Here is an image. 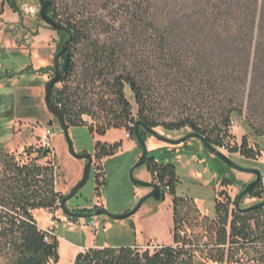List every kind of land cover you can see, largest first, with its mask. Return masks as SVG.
Masks as SVG:
<instances>
[{
	"label": "trees",
	"instance_id": "trees-1",
	"mask_svg": "<svg viewBox=\"0 0 264 264\" xmlns=\"http://www.w3.org/2000/svg\"><path fill=\"white\" fill-rule=\"evenodd\" d=\"M65 6L61 13L50 11L61 26L57 50L66 41L61 58L69 56L57 81L61 87L54 86L51 100L67 128L86 126L82 118L86 115L96 121L87 127L98 136L124 129L134 137V124L140 121L152 129L187 127L214 147L225 148L231 114L244 107L248 127L263 137L256 150L264 151V0H131L111 24L98 19L104 39L92 38L94 25L81 10L82 3L71 0ZM81 43L86 44L87 55L82 74L75 79L73 51ZM47 70L53 67L28 65L17 74ZM168 116L169 121L162 119ZM138 131L144 140L148 133L140 125ZM119 147L118 141L95 143L97 195L104 184L99 162ZM238 150L246 157L255 154L246 137ZM37 152L34 159L21 162L0 145V240L15 255L9 264H52L58 258L56 235L48 236L32 211L54 208L64 195L54 188L52 164L35 160L49 151ZM143 165L151 181L171 196L172 243L152 250L90 247L78 252L73 264H239L246 249L255 253L251 264H264V206L235 208V199L220 190L215 217L200 218L193 200L175 196L173 164L147 152ZM219 180L222 187L232 185L223 175ZM246 197L264 200L262 180ZM188 220L203 233L188 232Z\"/></svg>",
	"mask_w": 264,
	"mask_h": 264
},
{
	"label": "rangeland",
	"instance_id": "rangeland-1",
	"mask_svg": "<svg viewBox=\"0 0 264 264\" xmlns=\"http://www.w3.org/2000/svg\"><path fill=\"white\" fill-rule=\"evenodd\" d=\"M78 1L83 4L81 10L84 11L85 17L91 18L90 21L94 25L92 38L96 35L99 39H104L105 35L99 34L103 32V26L97 22L98 19L111 24L113 17L121 15L125 5H129L131 0ZM66 2L71 5V0H53L51 8H54L56 13H61L67 7ZM112 9H117L118 12L108 13ZM39 11L38 0H0V145L13 153L21 162L34 159L38 153L37 149H47L49 153L35 160L41 165L52 164L54 188L56 183L55 190L66 195L80 179L79 177L67 181V174L72 170L71 162L82 165V172L85 161H77L70 157L65 136L56 118L46 110L43 100L44 85L53 76V72L47 70L45 73L17 74L28 65H31L33 69L53 67V58L57 52L60 37L57 31L48 27L40 18ZM60 19L61 16L56 17L57 21ZM73 53L75 79H78L86 61V44L76 45ZM58 61L62 63L63 59L59 58ZM55 87L59 89L61 84L56 83ZM132 112H135L134 106ZM245 116L244 107L241 112L231 114V124L223 139L225 148L217 149L242 167L258 169L262 173L264 185V151L256 150V143L263 145V137L258 138L253 134L245 122ZM171 117L162 119L169 121ZM82 118L86 121V126L69 127L67 135L74 152L89 153L93 157V164L87 182L66 202L65 207L73 211L99 207L94 205V201L98 200L102 204L101 208L111 214H122L132 210L138 200L149 191L148 188L134 185L129 178V171L138 160L141 149L134 137L125 138L124 129H113L101 138L87 127L91 122L95 125L96 121L93 122L86 115ZM46 129H50L53 136L48 143L42 144V134ZM154 130L169 139L178 140L176 144H167L149 134L144 139L145 143L147 141L155 143L154 146L149 143L146 145L149 155H153L158 161L174 165L177 178L174 194L177 197L193 200V205L199 209L200 218L203 215L208 218L215 217V200L220 190L234 200L243 187L254 179L251 174L242 173L224 165L208 152L198 139L182 140L183 136L191 132L187 127L174 130L157 127ZM244 137H246L248 148L253 149L254 156L246 157L240 154L238 149ZM99 140L104 142L116 140L115 142H120V145L122 143V149H117L113 155L106 156L99 162L104 184L97 195L94 169L99 166L92 154L95 143ZM28 147H31L30 151L27 150ZM142 173H146L145 165L134 169L132 175L136 179L143 180L139 177ZM221 175L230 178L232 185L220 186ZM170 197L166 193L160 201L147 199L130 217L132 224L129 223V218L113 220L104 215L75 218L64 213L61 207L56 208L54 213L57 219L54 223V232L58 240V258L52 264H73L79 246L86 247L93 244L114 247L140 246V238H143L139 247L141 249L152 250L161 245H168L171 242L172 230ZM220 197L223 198V195ZM255 202L256 199L245 196L239 205L244 208ZM34 216L38 223L49 224V217L43 210L36 209ZM92 221L97 224L96 230L89 226ZM185 228L193 234L203 233L202 228L194 227L191 220L187 221ZM203 241H206V238ZM254 255L252 249H246L242 254L243 260L239 264H251V257ZM14 258V253L0 240V264H9Z\"/></svg>",
	"mask_w": 264,
	"mask_h": 264
},
{
	"label": "water",
	"instance_id": "water-1",
	"mask_svg": "<svg viewBox=\"0 0 264 264\" xmlns=\"http://www.w3.org/2000/svg\"><path fill=\"white\" fill-rule=\"evenodd\" d=\"M38 1L40 3V11H39L40 18L45 22V24L48 27L52 28L55 31L60 30L61 26L57 22L54 21L52 15L50 13L51 2L49 0H38ZM65 44H66V41H64L62 43L60 51H58L54 55V58H53V69H54L53 76L44 85V98H43V100H44L46 110L53 117L56 118V120L59 124V127L65 136L69 155L76 160H84L85 163H84V166H83V169L81 172L80 179L71 187L69 192L62 197V199L60 201V207L64 211V213H66L68 216L75 217V218H77V217L92 218V217H95L98 215H104V216L108 217L109 219H113V220L128 219V218L130 219V217L136 211H138L140 209L142 204L147 199L151 198L154 201H160V200H162V198L165 195L164 192L160 189V187L158 185H156L152 182H149V181H143V180L136 179L132 175L133 170L142 166L146 160V157H147V147H146L145 141L142 139V137L138 131V125H140L149 135H152L153 137H155L156 139H158L164 143L176 144V143H178V140L169 139V138L157 133L154 129L146 126L145 124L141 123L140 121H137L134 124V138H135L137 144L141 148V154L138 157V160L131 167V169L129 171V178H130V181L134 185L148 188L149 191L146 194H144L138 200L137 204L135 205V207L132 210L127 211V212L122 213V214H111L101 207L89 208V209H87L88 210L87 212H83V211H81V209L79 211H73V210L67 209L65 207L66 202L70 198L75 196L78 193V191L83 187V185L87 182V180L89 178L90 169H91L92 164H93V157L87 152H80V153L74 152L72 143H71V141L67 135V129L68 128L64 125V121H63L61 114L59 113L58 109L55 107L53 101L51 100V93H52V90H53L55 84L58 81L59 75L63 70H65L67 68L68 63H69V56L68 55H66L64 57L62 63H59V61H58L59 57L64 52ZM188 138L198 139L200 141V143L203 145V147L208 152L213 154V156L216 159H218L220 162H222L227 167H229L233 170H236V171H239L242 173L251 174L254 176V179L252 181L248 182L235 197L234 206H235V208H239V203H240L241 199L246 196V194L249 192V190L252 188V186L254 184H256L259 180L262 179V173L258 169L245 168V167H242V166L236 164L227 155H225L222 151H220L219 149H217L213 145L209 144L203 136H201L197 133H194V132L187 133L185 136L182 137V140H185ZM261 206H264V200L253 203L249 207L250 208H258ZM129 223L132 224L133 221L130 219Z\"/></svg>",
	"mask_w": 264,
	"mask_h": 264
},
{
	"label": "crops",
	"instance_id": "crops-1",
	"mask_svg": "<svg viewBox=\"0 0 264 264\" xmlns=\"http://www.w3.org/2000/svg\"><path fill=\"white\" fill-rule=\"evenodd\" d=\"M111 130H113V129H111ZM111 130H108L106 133H108L109 131H111ZM106 133H105V135H106ZM104 135V136H105ZM104 136H99V137H104ZM101 141V140H100ZM116 140H108V141H105V142H109V143H113V142H115ZM101 142H104V141H101ZM148 143H149V145H152V146H154V141H147L145 144L146 145H148ZM122 149V143H121V145H120V147H119V150H121ZM93 155V154H92ZM71 157V156H70ZM72 158V157H71ZM72 159H74V158H72ZM104 159V158H103ZM102 159V160H103ZM75 160V159H74ZM78 161V160H77ZM81 166L82 165H79L78 163H72L71 162V167H72V170L71 171H69L68 172V174H67V181H70L71 179H75V178H79V177H81ZM94 171H95V169H94ZM141 179H143L144 181H151V175H150V173L146 170V173H142L140 176H139ZM55 188H56V183H55ZM170 199H171V197H170ZM94 205H97V206H99V207H102V204H100L99 203V201L98 200H95L94 201ZM80 206V205H79ZM84 207H88V206H84ZM41 210H43L44 212H46L44 209H41ZM36 210H33L32 211V214H33V217L35 218V220H36V222H37V225L41 228V229H46L47 227H49V225H50V223L48 224V225H42V224H40V223H38V221H37V219H36V217L34 216V212H35ZM47 214V213H46ZM170 215H171V225L170 226H172V205L170 206ZM48 216V215H47ZM56 238H57V236H56ZM142 241H143V238H140V246H141V243H142ZM172 243V238H171V242L169 243V244H171ZM102 246H107L106 244H104V245H102ZM140 246H138V247H140ZM90 247H100V246H98V245H96V244H93L92 246H86V247H81V246H79L78 248V251H77V253L78 252H81V251H83V250H85V249H88V248H90Z\"/></svg>",
	"mask_w": 264,
	"mask_h": 264
},
{
	"label": "built area",
	"instance_id": "built-area-1",
	"mask_svg": "<svg viewBox=\"0 0 264 264\" xmlns=\"http://www.w3.org/2000/svg\"><path fill=\"white\" fill-rule=\"evenodd\" d=\"M52 136H53V132L50 129L44 130V132L42 134V139H41L42 144L48 143V141L52 138ZM124 136H125L126 139H129L131 137L130 134L127 131H125ZM58 207H60V203H57L56 207H54V208L44 209L46 211L48 217H49L50 225L46 229H42V230H44L45 233L48 236L55 234V232H54V223H55V220L57 218H56L54 212H55L56 208H58ZM89 226L93 230L97 229V224L94 221L90 222Z\"/></svg>",
	"mask_w": 264,
	"mask_h": 264
},
{
	"label": "flooded vegetation",
	"instance_id": "flooded-vegetation-1",
	"mask_svg": "<svg viewBox=\"0 0 264 264\" xmlns=\"http://www.w3.org/2000/svg\"><path fill=\"white\" fill-rule=\"evenodd\" d=\"M59 51H60V50H59ZM57 52H58V50H57ZM57 52H56V53H57ZM59 58H61V56H60ZM53 71H54V69H53ZM53 71H52V72H53ZM261 180H262V179H261Z\"/></svg>",
	"mask_w": 264,
	"mask_h": 264
}]
</instances>
